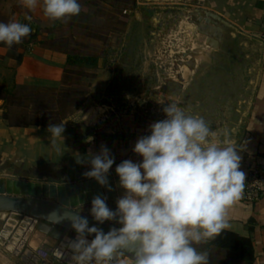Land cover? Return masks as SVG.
Returning <instances> with one entry per match:
<instances>
[{
  "label": "crops",
  "instance_id": "obj_1",
  "mask_svg": "<svg viewBox=\"0 0 264 264\" xmlns=\"http://www.w3.org/2000/svg\"><path fill=\"white\" fill-rule=\"evenodd\" d=\"M144 1L137 0L136 7L144 6ZM197 2L198 9L189 11L185 18L183 54L170 62L175 64V71L161 83L159 95L165 99L182 100L185 112L199 113L217 133V139L235 142L242 156L241 170L246 174L250 165H264V47L255 38L264 29V0ZM134 14L137 16L136 12ZM68 59V54L39 41L15 49L0 45V62L13 72L9 78L12 85L36 86L43 92H56L63 87V72ZM113 79L104 59L89 84L85 101L62 120L65 139L64 144L57 141L59 152L50 144L47 124H16L11 121L9 113L5 118L10 105L7 98L0 97L1 173H13L14 168L20 166L47 168L60 171L55 180L60 184L87 182L86 186L91 188L95 179L83 175L91 165L87 160L83 164L77 160L89 153H99L103 144L115 157L109 174L116 197L107 199L109 208L115 210L116 199L125 191L119 186L115 168L125 159L141 162L142 157L132 149L140 136L150 133L149 125L138 122L132 112L104 101L109 100ZM96 188L77 192L78 187L70 189L66 186L63 188L65 194L60 195V188L47 185L43 195L72 207L96 195L107 196L104 187ZM90 210L91 205L82 206L79 211L91 216ZM229 223L230 228L226 231L251 239L253 264H264V198L256 203L239 200L229 211ZM35 231L29 243L34 239ZM48 240L46 235L37 249L44 256L29 255L28 251H37L29 245L28 250L17 255L0 251V264H75L70 248L60 251L59 247L55 253H49L45 249ZM210 258L215 264H244L232 259V252L227 249H211ZM117 264L132 263L121 258Z\"/></svg>",
  "mask_w": 264,
  "mask_h": 264
},
{
  "label": "clouds",
  "instance_id": "obj_2",
  "mask_svg": "<svg viewBox=\"0 0 264 264\" xmlns=\"http://www.w3.org/2000/svg\"><path fill=\"white\" fill-rule=\"evenodd\" d=\"M19 3L29 11L42 5L43 15L51 21L66 23L81 12L78 0ZM31 32L30 24L0 22V43L11 48ZM162 111L165 118L151 123L150 134L140 136L132 149L142 161L125 159L115 168L125 190L116 199V209L109 208L107 196L96 195L91 201L95 221H114L119 228L113 226L105 233L90 227L88 219L71 211L70 205L48 213L52 223L69 221L75 230V239L66 238L75 264H117V256L125 253L132 264H210V252L198 246L215 241L230 228L229 211L245 189L242 156L235 142L217 139L203 117L186 114L176 103ZM46 131L59 152L57 141L64 144L65 123H49ZM85 160L91 169L83 175L112 191L108 174L115 157L107 146L102 144L99 153H89L77 163Z\"/></svg>",
  "mask_w": 264,
  "mask_h": 264
},
{
  "label": "rangeland",
  "instance_id": "obj_3",
  "mask_svg": "<svg viewBox=\"0 0 264 264\" xmlns=\"http://www.w3.org/2000/svg\"><path fill=\"white\" fill-rule=\"evenodd\" d=\"M78 2L81 9L86 8L95 17L94 23L83 24L72 22L70 19L66 23L51 21L43 15L42 5H38L35 11H29L19 0H0V22L16 20L30 24L31 34L36 31L39 34L34 42L42 41L43 45H56L75 54L72 56V65L84 70L85 74L71 75L66 89L88 91L92 77L100 62L105 59V67L111 70L114 79L108 94L109 100L104 101L125 108L137 117L138 122L143 121L148 125L165 118L162 107L167 104L176 103L183 108L182 100L162 98L159 89L161 83L166 82L167 75L175 71V64H171L175 57L183 54L185 18L189 11L198 9L197 0H145L146 4L140 8L136 7V3L133 5L115 0ZM134 12L137 16H134ZM26 16H31V21H28ZM28 39L29 36L11 48L32 43H27ZM0 45L7 46L4 43ZM12 73L11 69L0 62V97L4 95L5 90L13 91L11 80L9 81ZM13 94L8 100L11 104L8 111L11 121H26L28 115L25 117V113H31V118H34L35 104L25 100L24 91L14 90ZM22 103H26L25 107ZM186 114L199 116V113ZM48 116L53 118V114L49 113ZM1 172L3 171L0 170V193H4L6 179L61 183L55 181L59 176L58 170L53 172L47 168L32 169L20 166L14 168L10 174ZM91 201L92 199L71 208L80 210L82 206L91 205ZM38 229L47 234L50 242L45 244V249L49 253H55L59 247L60 251L69 249L68 241L62 239L76 237L73 232L39 219L0 212V251L15 253L14 251L19 249L22 253L28 250L29 240ZM58 230L61 232L60 236L54 237L52 232ZM121 258L132 263L128 257L117 256V260Z\"/></svg>",
  "mask_w": 264,
  "mask_h": 264
},
{
  "label": "trees",
  "instance_id": "obj_4",
  "mask_svg": "<svg viewBox=\"0 0 264 264\" xmlns=\"http://www.w3.org/2000/svg\"><path fill=\"white\" fill-rule=\"evenodd\" d=\"M99 2H104L106 0H94ZM118 2L131 3L135 5L136 0H115ZM94 16L88 12V10L81 9V12L77 16H73L70 18L72 22L83 23V24H92L94 23ZM38 31L29 35V39L27 43L34 42L38 38ZM40 44H44L42 41H39ZM51 48L61 50L62 52L68 54L69 59L66 67L63 72V89H60L56 92H52L47 94L39 90L36 86L30 85H19L13 84L12 89L17 91H24L25 100H27L30 104H35V109H33L35 117L31 118V113H25L28 115L26 121H17L16 124H26V125H37L41 123H45L49 125L51 124H60L62 120L66 118L68 115L74 113L81 104L85 101L86 95L88 91L80 92L75 91L74 89H66L67 82L70 79L71 75H84L85 71L75 67L72 65V56L75 55L73 52H69L67 49H61L56 45H50ZM95 75L92 77L94 78ZM13 91L5 90V94L3 95L7 98V104L9 103V97H13ZM23 102V101H20ZM25 107L26 103H22ZM8 108V106H6ZM33 108V105H32ZM49 113L53 114V118H49ZM8 109L5 112L4 116L7 118ZM49 118V119H48ZM199 250H208L210 252L211 249H227L232 252V259L244 262V264H253L254 261V247L251 239L240 237L235 233L230 231H225L218 237L215 241L209 242L205 245L198 246ZM210 264H215L210 258Z\"/></svg>",
  "mask_w": 264,
  "mask_h": 264
},
{
  "label": "water",
  "instance_id": "obj_5",
  "mask_svg": "<svg viewBox=\"0 0 264 264\" xmlns=\"http://www.w3.org/2000/svg\"><path fill=\"white\" fill-rule=\"evenodd\" d=\"M165 90V87L162 88V91ZM109 185L112 188V191H108L107 187H104L106 191L107 198L109 200H114L116 194L114 192V183L112 182V177L108 174ZM94 186L92 184L91 188L87 185V182H76L72 184H54V183H43L37 181H26V180H19V179H6L4 184V193H0V212H11L17 213L20 215L32 217L35 219H39L45 221L47 223H52L48 218L47 215L54 209L63 210L61 204L56 198L54 197H44L43 190L44 187L47 185L57 186L60 188L61 192L60 195H64L63 188L69 186L70 189L72 186L78 187L77 192L83 191H90L93 187L99 188L101 185L98 182L94 181ZM91 185V184H90ZM96 188V189H97ZM70 210L76 213H79L81 216L86 217L89 221V226H97L102 228L105 233L109 231L111 227L119 228L120 225L115 223L114 221H105L104 224H99L97 221L93 219L92 216L87 215L79 210L73 209L70 207ZM60 228H63L67 231L73 232L76 234L75 230L71 228V224L69 221H63L59 224H54ZM61 232L53 231L52 235L54 237H59ZM47 234L43 230H36L34 233V239L30 241L29 245L33 250H37L40 245V241L45 238ZM89 240L94 238V234L87 237ZM16 254L19 252V249L14 251ZM122 256L128 257L132 260L131 256L127 253L123 254Z\"/></svg>",
  "mask_w": 264,
  "mask_h": 264
},
{
  "label": "built area",
  "instance_id": "obj_6",
  "mask_svg": "<svg viewBox=\"0 0 264 264\" xmlns=\"http://www.w3.org/2000/svg\"><path fill=\"white\" fill-rule=\"evenodd\" d=\"M255 38L258 43L264 47V29H261ZM262 198H264V165L253 164L247 169L245 189L242 199L246 203H256ZM35 252L28 251V254L32 256H35L36 254L44 256L40 250Z\"/></svg>",
  "mask_w": 264,
  "mask_h": 264
},
{
  "label": "bare ground",
  "instance_id": "obj_7",
  "mask_svg": "<svg viewBox=\"0 0 264 264\" xmlns=\"http://www.w3.org/2000/svg\"><path fill=\"white\" fill-rule=\"evenodd\" d=\"M27 223V222H26Z\"/></svg>",
  "mask_w": 264,
  "mask_h": 264
}]
</instances>
